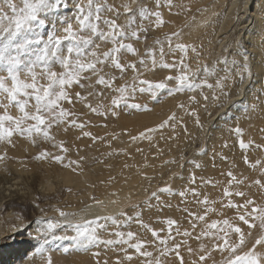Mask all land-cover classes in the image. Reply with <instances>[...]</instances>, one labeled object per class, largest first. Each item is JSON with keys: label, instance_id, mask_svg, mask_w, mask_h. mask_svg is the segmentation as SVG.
Segmentation results:
<instances>
[{"label": "snow or ice", "instance_id": "1", "mask_svg": "<svg viewBox=\"0 0 264 264\" xmlns=\"http://www.w3.org/2000/svg\"><path fill=\"white\" fill-rule=\"evenodd\" d=\"M6 4L7 11L0 8V73H4L0 74V109H3L0 112V145L14 146L15 135L18 138L27 137L37 146V138H40L59 149L56 154L48 150L39 151L33 157L38 161L49 160L76 171L73 165L78 166L79 161L84 160L83 156H80L79 160L69 157L70 148L66 146L65 141L57 140L50 133L53 126L64 125L65 131L68 127L78 129L80 135L76 137L77 140L81 136L89 137L93 142L105 141L111 147L110 140L85 131L88 122H78V114L64 107L65 102L68 105H74V102L83 103L91 113L97 115L118 116L119 111L125 108L149 110L147 105L134 102L138 95H148L150 99L156 101L161 90H167L168 96L185 91H200L205 101L203 107L206 110L209 96L204 95L203 90L207 88L212 90L211 99L217 102L215 107L224 108V111L217 115L227 116L228 107L243 102L246 87H250L254 79L252 54L246 48H241L239 41H236L237 46L231 56L218 57L213 65L201 64L193 71L188 63L190 54L198 59L201 53L197 45L180 42L182 30L165 34L163 39L156 38L153 41L155 47L147 48L145 54L138 60H124V56L128 53L139 56L138 49L126 41L147 39L146 35L141 36V33L148 31V27L144 26L145 21H148L149 27L153 29L161 28L166 21L159 9L166 6L171 11L176 7L174 0H155L156 10L138 4L137 0H126L120 7L108 3V0H100V2L76 0L72 14L58 17L56 21H53L51 17L56 16L61 9H67L68 0H20V5L15 0H6ZM133 5L136 7L134 8ZM121 7L123 13L120 11ZM180 8L185 13L191 10L189 5L182 4ZM105 12L112 16H104ZM121 14L127 16L124 24L117 23ZM107 44L111 46L102 50V46ZM177 52L181 54L178 61L175 59L172 62L166 61V55H174ZM57 65L62 69L61 71L55 70ZM140 66L152 72L157 69L177 70V74L166 75L154 81L144 78L145 73L141 71ZM257 70L264 73V61ZM129 71L133 74L131 82L126 81L118 87L115 86V81L123 79ZM201 72L205 74L204 78L200 77ZM208 76L217 78L214 82H209ZM93 78H95L94 83ZM230 81L232 87L239 85L235 99L229 98L232 91L229 87ZM74 85L82 90L92 89V91H87L86 94L80 91L72 93L70 90ZM95 85L103 86V89L97 92ZM104 89L115 93L107 108L103 103L93 106L88 102L89 97L102 95ZM261 89V93L248 102V110L255 111L264 105V99H261L264 96V82L261 83ZM221 98L224 100L223 104L219 103ZM189 101L196 103V96H190ZM10 106H14L19 115L10 114ZM177 108L184 109L187 114L195 117V123L203 128L195 108L186 109L183 103L178 104ZM178 125H183L184 131L187 132V126L184 125L182 118H178L173 112L155 127L146 128L137 135H129V142L152 141L154 134L159 130L171 128L174 132ZM231 131L240 137L239 146L245 152L244 164L252 170H258L259 173L258 178L247 183V187H255L264 192V159L257 158L252 161L247 154L252 148L264 151V144L255 143L254 140L246 142L239 126H235ZM260 132L264 133V128H261ZM117 138V135L112 136V140ZM224 147H227V143ZM136 151L141 152L142 149L137 148ZM122 153L128 154L125 149H113L107 155ZM7 158L5 149L0 154V163H4ZM222 159L228 158L222 156ZM165 163H176V161L170 160ZM124 167L127 168L129 165L125 164ZM195 167L199 168L200 165L197 163ZM226 175L229 177L228 186L224 187L222 196L227 199V203H224V199H221L219 203L221 208L235 210L234 219L237 221L235 223L229 218L206 222L209 213L217 211L214 207L217 201H211L207 195L200 198L202 193L195 186L197 178L192 173L189 177V186L183 190L174 192L171 186L160 187L150 192L143 202L151 209L154 207L153 200L156 201V205L161 204V193L178 195L182 203H186V198L191 195L195 203L204 206L203 214L188 208L183 209L190 221L191 231L188 229L181 231L178 221L168 218L165 221L166 235L161 236L160 232L164 231L163 229H154L141 218L144 211L141 204L132 206L134 209H139L132 214L121 211L117 215L95 216L79 222L71 219L77 213L64 211L53 205L58 218L41 217L39 223L44 227L39 228L35 235L29 234L33 240L42 241L39 246H33L35 249L33 258L38 254L47 253L46 264H54L50 250L54 245L55 249L62 254L91 253L95 264H108L107 260L101 262L100 251H93V249H99L101 246L105 249L116 246L119 252L124 253L123 261L131 262L135 255L142 259V264H168L169 258H175L179 264H185L184 256L181 254L182 248L186 249L189 255L198 256V259L192 260L191 264H208L209 260L211 264H264V251L260 250L264 248V204L257 203L248 192L241 190L248 180L247 177L242 175L238 177L231 170ZM147 178L145 174V179ZM214 183L216 182L210 179L201 178L202 185H214ZM145 191L148 190L145 189ZM233 196L241 198L243 202L234 201ZM95 203L100 204L102 201L95 200ZM167 206L171 207V205ZM109 221L117 229L127 226L129 222H135L145 231L150 232L153 240L140 239L133 231L119 230L109 233V236L115 239H103L100 233L107 231ZM239 222L247 226V232ZM26 227L27 225L22 223L19 228L13 226V231L19 233L21 228L26 229ZM257 227L260 229V234L249 247V237ZM57 231L63 234L58 235ZM68 231L73 234L68 235ZM11 238L8 236L2 239ZM188 239H195L199 243L198 249H193L188 244ZM205 239L210 242V246L202 242ZM62 241L69 243L63 246L59 243ZM150 247L155 251L148 250ZM245 248L247 250H244ZM129 249L134 250V254H130ZM216 252H219L222 257L219 261L213 256ZM115 264H122L119 256Z\"/></svg>", "mask_w": 264, "mask_h": 264}, {"label": "rangeland", "instance_id": "2", "mask_svg": "<svg viewBox=\"0 0 264 264\" xmlns=\"http://www.w3.org/2000/svg\"><path fill=\"white\" fill-rule=\"evenodd\" d=\"M74 1V2H73ZM151 0H137L138 4L146 5L149 9ZM188 0L187 3L192 9V3ZM196 0L195 2H197ZM238 1V0H234ZM247 1L246 5L243 8L239 9L235 13L234 21H233V28L230 29L227 33L223 35H218V39L223 36H226L223 40H221L220 50L218 53L215 54V57H222L225 55L231 56L234 48L237 46L236 41L240 42V47L245 48V45H249V53L251 55L253 71L255 74H258L257 65L261 64L264 61V54L258 55L254 52L253 48L251 47V39L253 37H257L258 33H261V38L258 39L261 41L260 46H264V26L263 28H259L258 20H261V23L264 22V1L261 4L259 0H241ZM258 2L257 8H254L255 2ZM15 2L20 5V0H15ZM76 0H68V8L61 9L62 13H58L56 16L51 17L53 21H56L58 17H62L63 15H71L72 9L74 8V3ZM100 2V0H98ZM126 2L123 0L121 5ZM193 2V3H195ZM232 0H205L200 5V12L203 11V25L212 22L214 16L217 18L223 17L221 15L223 11L227 12L229 6L227 5L231 3ZM120 5V6H121ZM211 5V6H210ZM119 6V7H120ZM135 8L136 5H133ZM0 8H3L7 11V4L6 0H0ZM121 13H123L122 7L120 8ZM184 13V20L188 21L191 17H188L189 12ZM254 14V15H252ZM104 16L109 17L107 13H103ZM194 13L192 14V16ZM213 15V16H212ZM127 20V16L121 14L118 19L117 23L124 24ZM244 21L237 27L235 24L237 22ZM148 27L147 25H144ZM103 27V25H102ZM254 28V30H253ZM149 28L145 35L147 39H140L142 40L141 45L143 46L142 52L139 56H143L145 51L149 47H154L152 44V40L154 39V35L149 32ZM177 31V30H176ZM167 32V30H165ZM142 37L144 34L141 35ZM245 39V41H244ZM244 41V42H242ZM126 42L131 43V39L127 40ZM110 44L103 45L102 50H106L107 47H110ZM143 54V55H142ZM138 57V56H137ZM210 58V54L208 52H204L201 56H199L198 60L201 62H208ZM217 60V59H216ZM214 61V63L216 62ZM213 63V64H214ZM211 64V65H213ZM55 70L61 71L60 67L57 65L55 66ZM142 72L145 73L144 78L153 79L154 72L147 71L144 68L141 69ZM4 74V73H0ZM222 74V73H221ZM117 75H119L117 73ZM166 75H172L166 73ZM165 75V76H166ZM133 74L129 71L127 75L123 79H117L115 81V86H120L124 84L126 81L131 82ZM216 77V76H214ZM217 78V77H216ZM254 79L257 80V77ZM95 78H93L94 83ZM260 81H264V77H260L254 84L251 81V86L246 87L245 97L242 98V103L233 104L228 107L227 116H218L217 114L221 111H224V108H220L214 114H211L212 108L214 107L215 103L212 99L209 98L207 101V112L205 113V120L203 117L200 118V122L203 125V128L197 126L196 132L197 136L191 137L188 140L190 135L186 137L185 141L182 144H174L175 141L173 139L174 133L167 136L166 138H161L160 134L154 135L155 144L152 141H137V142H129V135H137L140 131L135 133H130L131 127L124 122L118 123L117 119L118 116H112L111 114L107 116L97 115L95 113H91L90 110L85 107L83 103L74 102V105H68L67 102L64 103V107L70 108L74 110L78 114V122H88L85 127V131H90L96 136H103L105 140L111 141V147L105 143V141H96L93 142L89 137H82L77 139H69L64 140L67 147L70 148V153L68 154L71 159L79 160L80 156L84 157V160L79 161V165H73L76 170L79 171H86L90 168H94L96 165L101 166L104 170L103 174L97 176H89L87 181V186L89 187V194L86 199L82 200L79 199L80 195H76L75 198L78 199L75 203H71L68 199V195L70 193H75L80 190H83L87 186L81 187H74L73 185H65L60 182L59 187L54 192L45 193L40 190V182H42L43 178H40V175H44V170H46V166L40 163H45L46 165H56L59 170H62L64 167L61 164L51 162L49 160H45L46 162H35L33 157L34 154H38L41 150H48L53 152L54 154L59 152V149L52 147V145L48 142H44L37 138L38 146L34 144L32 145L31 151L33 152V157H24L25 155H29L27 151H23L22 157L16 158L15 156L12 157L9 152H7V159L4 163H0V176L5 177L4 180H8L9 182L5 183L4 186L8 187L4 191V195L6 198L4 200H0V203H4L7 199H10L13 196L19 204L17 206V211L11 212V210H2L0 209V264H46V255H36L33 258L34 252V245L39 246L42 244V241H35L29 235H35L39 228L44 227V225L40 224L41 217H56L58 218V213L55 211V208L52 206H56L64 211L74 212L77 215L71 217L74 222L82 221L81 211H87L89 213L96 212L94 216H89L85 219H92L95 216H111L117 215L121 211H126L129 214H132L134 211L139 209H134L132 206L141 204L144 211L142 213V219L145 223L151 225L152 228L160 230L163 229L164 231L160 232L161 236L166 235L167 224L165 221L168 218L176 219L178 221L179 227L181 231L188 229L191 231L190 228V221L188 219L187 214L183 211L184 208H188L192 211L199 212L203 214V205H199L195 203L193 197L189 195L186 199V203L181 202V198L175 194H167L161 193V204L156 205V201L153 200V205L151 209L147 207L146 204L143 202L147 199L150 192L156 191L160 187L164 186H171L174 189V192H178L179 190H183L184 188L189 186V180L186 182V178L190 177V174L194 173L197 178L196 187L202 193L201 199L203 195H207L211 201H217L214 207L216 208V212L209 213L206 217V222L210 223L214 219H224L229 218L233 220V222H237L234 218L236 216L235 210L221 208L219 201L224 199V203H227V199L223 198L222 193L224 187L228 186V177L225 175L229 170L233 171L234 175L240 177H247L248 180L246 184L242 187L241 190H244L249 193L251 198H254L257 203L264 204V192L259 191L257 188H254V194L251 192V188L247 187V183H250L251 180L256 179L257 175H259L258 170L256 176H246L249 174V168L243 162V156L239 157V161L242 160V168L236 173L234 170V163L238 161L237 157L231 159L230 155L228 156L224 150L229 148L228 144L230 141L234 140L232 145H239V138L234 131H231L235 126H237L238 121H246L245 128L242 129V136L243 139L247 142L252 139V123L250 122V114H256L258 116L264 117V105L260 108L256 109L255 111L248 110L249 108V101L256 97L258 94L261 93L262 89L260 87ZM42 83H46V81H41ZM230 85L232 82L229 83ZM231 88V86H229ZM96 91L100 92L103 89V86L95 85ZM233 88V87H232ZM237 87L236 89H238ZM72 93L76 91H80L82 94H86L87 91H92V89H80L78 86L74 85L70 90ZM209 89L205 88L203 90V94L206 93ZM231 94V93H230ZM115 93H112L111 90L104 89L103 94L100 96H93L88 98V102H90L93 106H96L98 103H103L105 108L110 105V101L112 96ZM182 95L189 96H196L197 102L194 103L196 106L198 104L204 105L205 102L203 100V95L200 91L196 92H183ZM212 95V94H211ZM210 97V96H209ZM171 98V96L167 95V90H161L158 93V97L156 101L150 99L148 95H138L134 102H139L147 105L148 109H152L149 107H153L154 105H159L164 103L167 99ZM229 98L235 99L236 96H230ZM264 99V96L261 97ZM150 102H149V101ZM164 100V101H163ZM203 100V101H202ZM154 102V103H153ZM179 102H177V105ZM153 105V106H152ZM123 107V106H122ZM164 108V107H163ZM177 108V106H176ZM197 107L196 109H199ZM165 109V108H164ZM179 109V108H178ZM3 109H0L2 112ZM119 111V110H118ZM141 110H131L125 108L123 111H119V113L123 114L126 118L132 119L133 115H137L138 112ZM9 112L12 115H19L18 110L14 106L9 107ZM173 112L168 113L169 116ZM210 113V114H209ZM165 116L167 118L168 116ZM177 115V114H176ZM81 116V117H80ZM178 117V116H177ZM207 117V118H206ZM163 118V119H165ZM183 120V119H182ZM161 121H163L161 119ZM185 125V121L183 120ZM135 128L138 129H146L150 128L147 122L139 123L138 120L135 121ZM181 126V127H180ZM63 127L64 126H60ZM180 129H184L183 125H178ZM176 127V129H177ZM171 128L163 129L166 133L167 130ZM175 129V130H176ZM55 130H59L58 127L53 126L50 129V133L55 135ZM126 130V132H125ZM69 132L77 131V136L80 135V130H74L71 127H68ZM144 131V130H141ZM122 133H127L129 135ZM117 135L118 138L112 140V136ZM166 135V134H165ZM164 136V133H163ZM231 136H235L234 138L230 139ZM122 137V138H121ZM17 138L15 135L13 139ZM27 140L28 138L25 137ZM24 138V140H25ZM185 138V137H184ZM57 139V137H56ZM226 141L228 142H224ZM58 140V139H57ZM224 142V143H223ZM227 143V147L224 149V144ZM256 143V142H255ZM258 143V142H257ZM129 144V145H128ZM260 144V143H258ZM151 145L153 146L154 152L151 151ZM4 146V147H2ZM6 146V147H5ZM15 146V141H14ZM14 146L9 145H0V154L4 152V150H8L9 148H13ZM25 146V145H24ZM130 146V147H129ZM160 147H166L167 153H164L161 156ZM219 147V148H217ZM240 147V146H239ZM142 149L141 152H137L136 149ZM175 148V149H174ZM177 148V149H176ZM113 149H125L128 154H113L112 156H108L107 153L112 151ZM130 149V150H129ZM132 149V150H131ZM173 149V150H172ZM222 149V151H221ZM250 150L252 152L257 151V149L252 148ZM177 150V151H176ZM134 151V152H133ZM138 153L136 154L135 153ZM176 151V152H175ZM217 151V153H216ZM258 151H261L258 149ZM264 153V151H261ZM27 153V154H26ZM214 153V154H213ZM216 154V155H215ZM243 155L245 154L242 153ZM252 161L254 158H251V155L247 153ZM212 156V157H211ZM222 156H226L228 159H222ZM76 157V158H75ZM205 157L215 160L212 162L211 167L205 163ZM204 158V159H201ZM264 159V157H260ZM175 160L176 163H165L166 161ZM32 161V162H31ZM33 161L35 163H33ZM99 161V162H98ZM220 161V162H219ZM29 162L31 164H29ZM67 161H65L66 163ZM202 162V163H201ZM222 162V163H221ZM22 163V164H21ZM199 164L200 167H195V164ZM17 164L18 171L14 169V165ZM127 164L129 167L125 168L124 165ZM224 164L225 166H223ZM30 165V166H29ZM222 165V166H221ZM45 166V167H44ZM215 166L222 167L221 171L215 173H209L210 168H214ZM7 168L12 170L8 171ZM2 169V170H1ZM6 169V171H5ZM70 169V168H66ZM72 169V168H71ZM225 169V170H224ZM189 172V176L185 173L186 171ZM225 172V173H224ZM36 173L34 177V182L32 187L26 185V182L22 180L23 177L27 176V174ZM38 173V174H37ZM20 174V176H19ZM145 174L147 175V179H145ZM179 174V175H175ZM187 176L184 180L183 176ZM23 177H22V176ZM38 178H37V177ZM227 177V178H225ZM255 177V178H254ZM36 178V179H35ZM110 178H113L110 180ZM201 178L204 180H212L216 183L214 185H202ZM179 180H184L183 186H176L175 182H179ZM39 181V182H38ZM218 183V184H217ZM12 184L11 186H9ZM217 184V185H216ZM2 183L0 184V197L2 196ZM176 186V187H175ZM71 189V191H68ZM147 189L148 191H145ZM216 190V191H215ZM209 191V192H208ZM11 192V196H8V193ZM95 198V199H93ZM232 199L238 203H242V199L239 197L233 196ZM95 200L102 201L100 204H96ZM167 205H171L168 207ZM24 206V207H23ZM81 207V210H79ZM43 209V211H41ZM27 210V211H26ZM81 213V214H80ZM19 217V218H18ZM120 219H123L120 217ZM6 220L9 221V224L6 225ZM26 224V229L21 228L19 233L13 231V226L19 228L20 224ZM245 232L248 231L246 225H243L242 222H239ZM108 229L107 231H101V237L103 239H115L113 236H109V233L114 231H133L137 233L138 238L143 240L152 241L153 237L151 236L150 232L145 231L143 228L138 226L135 222H129L127 226H122L121 228L117 229L111 222H108ZM202 227V225H200ZM199 231V227L197 232ZM22 233V234H21ZM57 234H63L60 231H57ZM68 235H72L71 231L67 232ZM260 234V229L257 227L253 230L252 236L249 237L248 246H251V242L255 240V238ZM12 236V240H3L2 238ZM25 239V240H24ZM187 239V238H185ZM22 240L26 241L23 242ZM6 241V242H4ZM135 242V241H133ZM202 242L210 246V242L205 239ZM26 243H28L26 245ZM63 246L68 245V241L59 242ZM188 244L193 249H198L199 243L195 239H188ZM23 245H25L23 247ZM48 248L49 246H45ZM51 255L54 261V264H95V259L91 255V253H79V252H71L69 254H62L61 251L56 250L55 246H51ZM150 251H155L153 248H149ZM244 250H247L246 248ZM264 251V248L260 249ZM93 251H100L99 260L101 262L107 260L108 264H115L116 258L119 256L122 259V264H142V259L134 255V259L131 262L123 261L124 253L119 252L118 247L112 246L111 248L105 249L101 246L99 249H93ZM130 254H134V250L129 249ZM181 254L184 256L185 264H191V261L194 259H198V256H191L187 253L186 249H181ZM214 258L219 261L222 259L219 252L213 253ZM168 264H179L178 260L175 258H169ZM208 264H211V260L208 261Z\"/></svg>", "mask_w": 264, "mask_h": 264}, {"label": "bare ground", "instance_id": "3", "mask_svg": "<svg viewBox=\"0 0 264 264\" xmlns=\"http://www.w3.org/2000/svg\"><path fill=\"white\" fill-rule=\"evenodd\" d=\"M122 1L123 0H108V3L119 7L121 5ZM187 1L188 0H174V3L176 5V7H174L171 11H169V9L166 6H163V7H161L159 9L162 12L163 18L166 21V23L161 28L153 29V28L149 27V22L148 21H145L144 25H147L148 28L150 29L149 32L154 35V39L151 41L153 45H154L153 41L156 38L163 39L165 34H170L171 32H174L176 30H182V38H181L180 42L192 43V44L197 45L198 48H199V51L201 53L200 56L204 52H208L210 54V58H209L208 62H201L194 55L190 54L191 58L189 59L188 63L192 67L193 71H195L201 64H208L209 66H211V64H213L214 61L218 58V57H215V54L218 53V51L220 50V45H221L220 41L223 40L224 38H226V36H223L220 39H218V35H220V34L223 35V34L227 33L230 29L233 28V21H234L235 13L239 9L243 8L244 5L247 4V3H245L247 1H241V0L234 1V0H232V2L227 5V7L229 6L227 12L225 13V11H223V13L221 14V15L224 14L223 17L217 18V17L214 16V19L212 20V22H210L208 24H205V25H203V21H202L203 11L200 12V8H201L200 4L203 3L205 0H198L197 2H195L196 0L190 1L192 3V9L189 11L188 17H191V19L188 20V21H185L184 20V13H183L184 11L181 10L180 5H182V4L183 5H188L189 3H187ZM211 1H213V0H210V2ZM263 1L264 0H259V2H261V4L263 3ZM193 2H195V3H193ZM257 5H258V2L256 1L255 4H254V8H257ZM150 7H151L152 10H156L155 0H151L150 1ZM198 9H199V11H198ZM59 13H62V11H60ZM106 13H107V15L109 17L112 16V14H110L108 12H106ZM177 13H179V14H177ZM193 13H194V15L192 16ZM252 15H254V14H252ZM193 17H194V19H193ZM242 22H244V21H240V22L238 21L235 24V27L240 25ZM258 22H259V28L260 27L263 28L264 22L261 23L260 19L258 20ZM185 25H187V26H185ZM165 30H167V32H165ZM253 30H254V28H253ZM142 34L145 35V33H141V35ZM260 38H261V33L259 32L257 37H253L251 39V47L253 48L254 52L256 54H258L259 56L264 54V46L263 45L260 46L261 41L258 40ZM244 41H245V39H244ZM244 41H242V42H244ZM141 42H142V40H140V39L139 40L131 39V43L134 45V47H136L138 49L139 55H140V53L142 52V49H143V46L141 45ZM154 47H155V45H154ZM245 48L248 51L250 50L249 45H245ZM165 50L167 52V48ZM180 55L181 54L179 52L175 53L174 55L169 54V55H166L165 59L168 62H172L173 59L178 61L179 58H180ZM139 57L140 56L137 57V56L132 55L131 53H128V54H126L124 56L123 59L127 60V61H134V60H138ZM260 65L261 64H258L256 68L258 69V67ZM140 68L143 69V66H140ZM166 73H169V74H172V75H176L177 74V70L157 69L154 72L153 80L157 81L159 79H162L163 77H165ZM204 76H205V74L203 72H201L200 73V77L204 78ZM254 76H255V78L257 77V80H259L260 77H264V73L258 71V74H255V72H254ZM207 78H208L209 82H214L215 79H216V77H214V76H208ZM257 80L253 79L252 80L253 84ZM262 82H264V81H262ZM262 82L260 81V83H259L260 87H261V83ZM229 86H231V88H232V84L231 85L229 84ZM237 87H239V85H236L235 87L232 88L230 96H232V97L236 96V88ZM211 94H212V90L209 89V91L206 93V95L210 96L209 97L210 99H211ZM186 96L187 95H182V93L175 94V95L171 96V98L167 99L164 103L159 104L158 106L157 105H154V106L152 105L153 107H149V108H152V109H149V110H146V111H142L141 110L140 112L137 113V115H133L132 119L126 118L123 114L119 113L117 121H118V123H121V122L127 123L131 127V131H129V132L130 133H135L137 131L145 130V129L135 128L136 127V125H135V121L136 120H138L139 123L147 122V124L150 127H155L157 124L162 122L161 119L164 120L163 118H165V116L168 113H171L172 111L176 110V114H177L178 118H182L185 121V125L187 126V132H185L184 129L181 130L180 129L181 126H180V127H177V129L174 132H173L172 129L167 130L166 133L164 132V130H159L154 135L160 134L161 138H166L167 136H169L172 133H174V137H173V139L175 141L174 144H176V143L182 144L185 141L186 137H188L189 135H190V137L188 138V140L191 139V137L198 135L197 132H196V128H197L198 125L195 123V117L187 114L184 109L176 108L177 102H179V104L183 103L185 105L186 109L187 108H195L196 109L197 107H200L199 109H196L200 118L201 117H203V118L205 117V113L207 112V109H208V107H207V109L205 110V108L203 107V105L201 106V104H198L196 106L194 103H191L189 101V97L190 96L189 97H186ZM213 102L215 104L217 103L216 101H213ZM219 103H221V104L224 103L223 98H221ZM220 108L221 107H215V105H214V107L212 108L211 114H214ZM249 117H250V122L252 123V129H251L252 139L256 143L258 142L260 144H264V133L260 132V129L264 128V117L258 116L256 114H250ZM204 120H205V118H204ZM245 123H246V121H238L237 126H239L241 129H244L245 128ZM61 126H64V125H61ZM58 129H59L58 131L57 130L54 131V132L57 131L56 137H57L58 140H69V139H72V138L76 139V137H77V134H78L77 131H73V132L65 131L63 127H58ZM163 133H164V136H163ZM123 134H124V137H125V135L127 133H122L121 135H123ZM127 135H129V134H127ZM234 137L235 136H231L230 139H232ZM24 138H18L17 137L15 139H13L15 141V146L13 148H9L7 150V152H9V154H11L12 157L15 156L16 158H18V157L21 158L22 155H23V151H27L28 153H30L29 155H25L24 154L25 159H26V157H33L32 156L33 152L31 151L33 144L31 143L30 140H27L26 138L24 140ZM152 142H153V144H155V139H153ZM224 142H228V141H226V139H225ZM233 142H234V140L230 141V143L228 144L229 148L225 149V147H224V149H225L224 152L228 156L230 155L231 159H234L235 157H237L238 161L234 163V170L236 171V173H238V171L242 168V164H241L242 160L239 161V157L243 156L242 153H244V150H242L239 147L238 144L232 145ZM2 147H4V146H2ZM217 148H219V147H217ZM250 150H253V149H249L248 150V153L251 155V158L257 159V158H260L262 156L264 157V153H262L261 151H258V149H257L256 153L252 152ZM151 151L154 152L152 145H151ZM160 151H161V156H163L164 153L168 154L166 147H160ZM221 151H222V149H221ZM135 153H136V151H135ZM216 153H217V151H216ZM136 154H138V153H136ZM34 155H36V153ZM201 159H204V158H201ZM204 161H205L206 164L209 165V167H211L210 164H212V162H214L215 160L213 159V161H211V159L205 157ZM35 162H42V161H38L37 160ZM35 162L33 161V163H35ZM43 162H46V161L44 160ZM29 164H31V163L29 162ZM40 164H43V165L46 166V168H45L46 170H44L45 172L51 170L53 173L61 174L62 177H63L62 181H61L62 184L73 185L74 187H81L83 185L87 186V181L89 180V178L86 177L87 175H89V176H97V175H100V174L104 173L103 168L101 166H97V165L94 168H90L89 170H86V171H79V170L73 171L71 168L70 169H66V167H64L62 170H59V168H57L56 165H53L54 163L51 165V169H49V167H48L49 165H46L45 163H40ZM222 165L225 166L224 164H222ZM17 166H18L17 164L14 165V169L16 171H18V167ZM221 168L218 167V166H215L213 169L210 168L209 173H211V174L215 173L216 174L217 172L221 171ZM7 170L9 171L10 168H7ZM5 171H6V169H5ZM11 171L12 170H10V172ZM185 174L187 176H189L190 173L186 171ZM256 174H257V170H252V169L249 168V174H247L246 176H253V175L256 176ZM35 175H36V173H32V175L31 174L30 175L27 174V176H25V177H23L22 175L21 176L23 177L22 180L26 182V185L27 186L30 185L32 187ZM186 175L183 176L184 180L187 177ZM19 176H20V174H19ZM43 176L44 175L41 174L39 179L43 178ZM256 177L258 178V175ZM225 178H227V177H225ZM4 179H5V177L0 176V184L2 183V185H3L2 186L3 187L2 196L0 197V200H4L6 198V196L4 195V191L8 188V187H5L4 184L9 182V181L8 180H4ZM40 180H42V179H40ZM184 180H179V182H175V185L176 186L179 185V187L183 186ZM188 180H189V178H186V182ZM11 185L12 184H10L9 186H11ZM251 189H252L251 190L252 194H254V192H253L254 188L252 187ZM89 192H90V190H89V187L87 186L83 190H80V191L75 192V193H70L68 195V199L73 204V203H75L78 200V199L75 198L76 195L79 194L80 195L79 199L84 200L88 196ZM8 196L9 197L11 196V192L8 193ZM17 202L18 201L16 199H14L13 196H11V198L7 199L4 203H2V204L0 203V209H2V210H11V212L17 211V206H19V204ZM79 210H81V207H80ZM81 212H82V215H81L80 218L83 219V220L85 218L89 217V216H94V214L96 213V212L89 213L87 211H81ZM8 224H9V221L6 220V225H8ZM11 240H12V238L9 239V242ZM24 240H22V241L26 242ZM4 242H6V241H4ZM27 244L28 243H26V245ZM24 246L25 245H23V247Z\"/></svg>", "mask_w": 264, "mask_h": 264}, {"label": "clouds", "instance_id": "4", "mask_svg": "<svg viewBox=\"0 0 264 264\" xmlns=\"http://www.w3.org/2000/svg\"><path fill=\"white\" fill-rule=\"evenodd\" d=\"M49 169L51 165L49 164ZM62 175L53 173L51 170L44 173L42 182L40 184V190L45 193L54 192L59 187L60 182L62 181Z\"/></svg>", "mask_w": 264, "mask_h": 264}]
</instances>
